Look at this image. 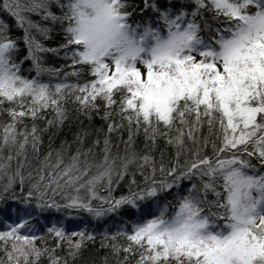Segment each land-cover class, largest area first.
Instances as JSON below:
<instances>
[{
  "label": "snow or ice",
  "instance_id": "snow-or-ice-1",
  "mask_svg": "<svg viewBox=\"0 0 264 264\" xmlns=\"http://www.w3.org/2000/svg\"><path fill=\"white\" fill-rule=\"evenodd\" d=\"M0 15V264H264V0Z\"/></svg>",
  "mask_w": 264,
  "mask_h": 264
},
{
  "label": "trees",
  "instance_id": "trees-1",
  "mask_svg": "<svg viewBox=\"0 0 264 264\" xmlns=\"http://www.w3.org/2000/svg\"><path fill=\"white\" fill-rule=\"evenodd\" d=\"M129 2L131 4H134V5H139L141 0H129ZM32 18L34 20H39V17L33 16ZM140 18H141L140 16L134 17V19H140ZM0 20H5L7 23H9L12 26V32H13L14 36L15 35H22V33L17 32V30L15 29V25L10 18L3 16V15H0ZM61 41H62V36L59 34H54V39H52V40H42V42L45 44L46 47H56V46H58L59 42H61ZM24 51H26V50L22 49V52H24ZM60 63H61V61L58 58L53 57L51 54L47 55V57H46L47 66H58ZM25 67H27V65H25ZM33 75H34V73H33ZM0 119H2V118H0ZM96 123L97 124L100 123L99 119H97ZM46 140H47V137H45V141ZM100 230L102 231L103 228H101ZM98 247H99V240H97L96 245L93 247V251L96 254L97 264H103V256L105 253H104V251L96 252V249H98ZM0 255H2V254H0ZM109 262H110V264H115V261L112 260L111 257H109ZM42 264H47L46 258L42 261Z\"/></svg>",
  "mask_w": 264,
  "mask_h": 264
},
{
  "label": "clouds",
  "instance_id": "clouds-1",
  "mask_svg": "<svg viewBox=\"0 0 264 264\" xmlns=\"http://www.w3.org/2000/svg\"><path fill=\"white\" fill-rule=\"evenodd\" d=\"M90 15H94L91 10ZM91 41L98 50L107 51L110 44H117L119 42V37L110 29L107 22L101 15V18L93 27Z\"/></svg>",
  "mask_w": 264,
  "mask_h": 264
}]
</instances>
